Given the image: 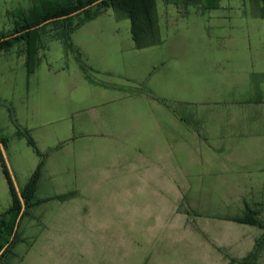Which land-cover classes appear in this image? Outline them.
Listing matches in <instances>:
<instances>
[{"label":"rangeland","instance_id":"374dc122","mask_svg":"<svg viewBox=\"0 0 264 264\" xmlns=\"http://www.w3.org/2000/svg\"><path fill=\"white\" fill-rule=\"evenodd\" d=\"M45 1L50 0H0V31H12L23 11L29 13L33 6L40 10ZM156 4L158 44L131 49L135 44L131 20L116 17L112 8L102 9L98 17L78 27L71 41L82 48L83 62L99 69L109 68L111 63L114 81L126 83L124 79H130L132 88L150 95L152 105H168L166 118L170 119V107L182 105L183 95L198 90L204 77L208 76L212 85L218 70L227 65L230 71L237 70L248 54L264 44V0H220L217 8L166 0H156ZM80 20V16L75 17L72 24ZM58 28L52 23L46 28L39 57L44 55L55 68L71 66L68 79L74 81L80 73L73 58L78 57V50L67 51L63 41L52 38ZM116 44L126 48L125 62L116 53ZM102 51L109 52L110 58L102 57ZM4 64L0 62V98L9 94L10 107H14L15 90L25 82V74L20 66L12 73ZM2 106L0 125L6 119ZM160 116V111L153 109L151 118ZM8 158L11 164L9 154ZM167 163L173 179L175 161ZM111 185L103 183L98 191L88 192L86 200L65 207H33L29 214H23L17 231L20 241L15 247L18 256L10 263L264 264V229L232 219L243 216L250 206L264 220V191L225 193L203 184L182 193L131 192L127 186L116 190ZM77 195L75 192L74 197Z\"/></svg>","mask_w":264,"mask_h":264},{"label":"crops","instance_id":"0c3cea01","mask_svg":"<svg viewBox=\"0 0 264 264\" xmlns=\"http://www.w3.org/2000/svg\"><path fill=\"white\" fill-rule=\"evenodd\" d=\"M74 47L81 53L80 46ZM25 48V42H16L0 51V62L10 72L20 66L25 74L11 106L14 119L2 106L6 119L0 134L8 138L13 171L23 188L42 159L27 138L18 135L21 127L30 131L44 154L37 196L78 192L69 200L50 199L35 210L86 200L87 193L98 191L103 183L116 190L127 186L131 192L182 193L203 184L225 193L264 191V44L248 54L237 70L230 71L228 65L218 70L212 85L204 77L198 90L183 95L182 105L170 107V119L166 118L169 106L152 105L150 95L131 87L132 80L114 81L111 63L106 69L86 63L92 70L87 75L79 58L73 57L80 73L72 81L71 66L55 68L41 55L38 68L29 74ZM130 48L138 49L135 44ZM114 49L125 62L126 48L116 44ZM103 54L106 60L111 56ZM95 97L98 100H92ZM0 100L8 106L12 102L9 94ZM156 108L162 118L152 119ZM171 160L176 167L173 179L166 169ZM11 204L0 163V213Z\"/></svg>","mask_w":264,"mask_h":264},{"label":"trees","instance_id":"16d2710c","mask_svg":"<svg viewBox=\"0 0 264 264\" xmlns=\"http://www.w3.org/2000/svg\"><path fill=\"white\" fill-rule=\"evenodd\" d=\"M96 0H53L45 1L42 4L41 9L38 10L37 6H33L29 13L25 11L20 15L21 21L15 24L12 31L4 32L0 31V51L7 50L13 46L16 42H25V50L27 54V70L28 73H33L40 62V51L43 48V39L46 28L52 24L59 25V30L52 36L53 39H59L63 41L67 51L73 50L75 47L71 41L72 33L85 22L98 17L102 13V9L112 8L115 11L116 17H126L131 20V32L135 42L136 48H144L147 46L155 45L161 42L159 38V25L157 16V4L156 0H102L101 2L91 5L88 8L83 9L74 15H69L72 12L79 10L89 4H92ZM168 3L177 5L181 4H196L203 8H217L220 0H166ZM52 4V5H51ZM54 4V5H53ZM69 15L63 18L53 19L50 23H45L40 27H35L38 24L45 22L47 19L56 18L58 16ZM81 17V20L76 25L72 24L75 17ZM47 35V34H46ZM78 58L81 62L82 68L87 75H89L90 68L83 62L81 53H78ZM0 104H4L10 110V114L13 118V108L0 100ZM1 135V134H0ZM18 135L27 138L29 144L33 146L36 152L42 158L37 169L32 177L28 180L21 193L26 204L24 215L29 214L31 208L36 207L43 202L50 199L67 200L75 196V192L57 195L55 197L39 198L37 196L38 180L41 175V171L44 164V154L40 151L37 142L31 135L28 129L18 128ZM1 139L7 148L8 138L1 135ZM0 163L3 168V172L8 181L11 195L12 204L4 212L0 214V251L7 243H9L13 231L16 225L17 218L22 210V200L15 188L11 174L3 157L0 149ZM258 211L247 206L246 213L243 216L234 217L233 220L260 226L264 229V220H261L257 215ZM264 236V233H263ZM19 232L15 235L14 239L10 242L6 250L0 255V264H11L10 259L17 257L15 251L16 245L19 243ZM259 243V240L256 243ZM256 248L250 253V256L255 254ZM17 264V263H15Z\"/></svg>","mask_w":264,"mask_h":264},{"label":"water","instance_id":"95a60500","mask_svg":"<svg viewBox=\"0 0 264 264\" xmlns=\"http://www.w3.org/2000/svg\"><path fill=\"white\" fill-rule=\"evenodd\" d=\"M101 1H102V0H96V1L93 2L92 4H89V5L83 7V8H81V9H79V10H76V11L72 12V13L69 14V15L77 14L78 12L82 11L83 9L88 8V7H90L91 5H95V4H97V3L101 2ZM69 15H63V16H58V17H56V18H50V19H47L45 22H42V23L38 24L37 26H34L33 28H35V27H40V26L44 25L45 23L51 22L53 19L67 17V16H69ZM0 149H1V152H2L3 157H4V159H5V162H6V164H7V167H8V169H9V172H10V174H11V177H12V180H13V182H14L15 188H16L18 194H19V197H20L21 200H22V210H21V212H20V214H19V216H18V218H17L16 225H15V228H14V231H13V235H12V237H11L9 243H7V245H5V246L3 247V249L0 251V255H1V254L6 250V248H7L8 245L10 244V242L14 239L15 235L17 234V231H18V228H19V225H20V222H21V218H22V216H23V214H24V211H25V208H26V204H25V202H24V199H23V196H22V193H21L20 185H19L18 180H17V178H16V175H15V173H14V171H13V168H12V166H11V164H10V161H9V158H8V154H7V148H6L5 144L3 143L2 139H1V135H0Z\"/></svg>","mask_w":264,"mask_h":264}]
</instances>
